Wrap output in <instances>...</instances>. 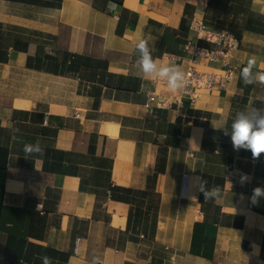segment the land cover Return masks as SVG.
Wrapping results in <instances>:
<instances>
[{
	"label": "crops",
	"instance_id": "0c3cea01",
	"mask_svg": "<svg viewBox=\"0 0 264 264\" xmlns=\"http://www.w3.org/2000/svg\"><path fill=\"white\" fill-rule=\"evenodd\" d=\"M192 19L237 39L229 80L158 108L165 86L132 74L134 44L221 69L185 49L217 47ZM250 58L264 71V0H0V264H264V198L249 200L264 154L215 128L264 107V85L239 77ZM196 176L223 199L204 202Z\"/></svg>",
	"mask_w": 264,
	"mask_h": 264
},
{
	"label": "clouds",
	"instance_id": "9594fccd",
	"mask_svg": "<svg viewBox=\"0 0 264 264\" xmlns=\"http://www.w3.org/2000/svg\"><path fill=\"white\" fill-rule=\"evenodd\" d=\"M157 39L153 35H142L135 42L133 48L135 60L131 66L132 74L149 82L162 81L171 93H186L189 81L179 64L175 60L163 61L154 56L157 51L155 47ZM255 67V58H250L246 66L240 70L239 77L245 86L255 83L264 85V71L254 72ZM141 91L146 95H151V92L143 87ZM215 128L222 129L225 135L230 136L234 150H249L254 160L264 154V107L255 108L251 104L249 107L238 111L232 119L230 131L223 125ZM22 151L26 160L29 157L44 155V148L39 141L25 143ZM250 181V176L244 173L240 174L239 182L241 184ZM193 185L198 192L203 194L204 202L219 203L223 199L222 187L215 184L209 187L208 181L201 176L193 178ZM261 198H264V187H255L249 197L251 204H258ZM39 208L40 205L37 206V211ZM41 260L42 264H52L51 259L47 256L41 257Z\"/></svg>",
	"mask_w": 264,
	"mask_h": 264
},
{
	"label": "built area",
	"instance_id": "2783aa9c",
	"mask_svg": "<svg viewBox=\"0 0 264 264\" xmlns=\"http://www.w3.org/2000/svg\"><path fill=\"white\" fill-rule=\"evenodd\" d=\"M208 0H200L205 5ZM190 27L196 32L198 39L209 41L215 44L216 48H206L200 46L197 43H191L187 41L185 49L191 50L193 56L204 58L207 61L218 63L221 69L217 70H201L194 65L188 66L185 70L189 85L188 91L171 93L168 91L164 82L165 91L160 93L156 99V105L158 108H172L178 107L181 103V99L184 95H187L190 101L196 99L200 90H212L214 88L221 89L225 86L229 80L230 64L229 58L231 51L237 47V39L226 30L212 31L207 28L203 20L192 19ZM194 61V59H191ZM77 115V114H75ZM188 189V174L183 173L181 179V196L185 197Z\"/></svg>",
	"mask_w": 264,
	"mask_h": 264
},
{
	"label": "bare ground",
	"instance_id": "6f19581e",
	"mask_svg": "<svg viewBox=\"0 0 264 264\" xmlns=\"http://www.w3.org/2000/svg\"><path fill=\"white\" fill-rule=\"evenodd\" d=\"M191 196V195H190ZM193 197V196H192ZM188 219V218H187ZM186 224V223H185Z\"/></svg>",
	"mask_w": 264,
	"mask_h": 264
}]
</instances>
